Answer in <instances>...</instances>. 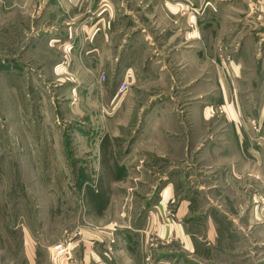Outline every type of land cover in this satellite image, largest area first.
Instances as JSON below:
<instances>
[{
  "label": "rangeland",
  "instance_id": "374dc122",
  "mask_svg": "<svg viewBox=\"0 0 264 264\" xmlns=\"http://www.w3.org/2000/svg\"><path fill=\"white\" fill-rule=\"evenodd\" d=\"M136 1L0 0V264H264V0L171 1L177 15L220 18L202 49L223 87L214 69L170 61L195 21L167 44L152 35L120 73L121 44L155 25ZM149 60L166 78L147 75ZM230 108L254 142L233 183L248 198L232 210L214 197V169L198 212L178 213L203 180L202 148L231 139ZM207 216L224 225L193 253L178 231ZM98 230L88 262L84 232Z\"/></svg>",
  "mask_w": 264,
  "mask_h": 264
},
{
  "label": "crops",
  "instance_id": "0c3cea01",
  "mask_svg": "<svg viewBox=\"0 0 264 264\" xmlns=\"http://www.w3.org/2000/svg\"><path fill=\"white\" fill-rule=\"evenodd\" d=\"M97 0H95L96 2ZM99 2L102 0H98ZM107 3H113L112 0H105ZM116 3H119V5H123L125 0H115ZM171 1L174 0H147L145 1V5H147L150 10H147L145 12L146 17H153V19H150L149 22H151V25L155 24L150 28V31L145 32V29L142 30L139 33L132 34L126 41V43L123 45L121 44L118 52V61H117V69H120V73L123 72L127 67L125 62H127L128 59L132 56L133 52L139 48V47H152L155 44H157L156 40L160 39L157 35L152 39V35L155 33L158 34L162 38V42L164 44L170 43L174 41L177 37L178 34L181 33L180 31L182 29L186 30L187 26L191 22H196L198 24V28L196 25V28L193 29L192 31H188V35H183L181 38V46L183 50H180L175 57L171 56L170 61H177V64L182 63L184 67L187 68H194L195 70L198 71V76L201 77L202 72L206 68L214 69L216 70V74L219 77V82L221 87L225 86V81L221 77V74L219 70H222V68L216 64L212 60V53L208 57L209 62L206 61L204 62L203 54L209 55V52H205L202 49V43L204 45V35L206 37H209V44L213 41L214 37L212 35V28H208L204 33L203 29L206 26H211V25H216V22L220 21V18L218 17H210L209 19H206L207 17H199L196 19H192V15H177L176 13V2H181V1H188L192 5H196L199 0H176L175 3H172ZM141 3L140 0H137L134 2V4H139ZM170 5L173 6V10H171L169 7ZM198 5V4H197ZM155 6H158L160 9L163 11L164 17H155L156 14V9H154ZM176 14V15H175ZM142 17V16H141ZM231 22L235 23L237 20H240L241 17H230ZM237 19V20H235ZM230 21V20H229ZM206 22V23H205ZM139 24V23H138ZM239 28L240 25L238 26ZM148 33V34H147ZM248 38V36H246ZM150 44V45H149ZM204 47L207 48L206 45ZM206 50L209 51V48ZM207 58V59H208ZM175 59V60H174ZM217 60V59H216ZM218 61V60H217ZM105 63H108L105 60ZM169 66V65H168ZM167 66L166 65H161L159 61L157 60H149L145 64V69L147 71V75L152 72V70L155 72L158 71H163V76L166 78V72ZM168 69V68H167ZM160 76V75H159ZM157 77V76H156ZM197 77V76H196ZM195 77V78H196ZM162 79V78H159ZM224 91V89H223ZM224 99L226 102L230 101L229 95L224 93ZM230 106V105H228ZM231 109V108H230ZM195 110V109H194ZM229 110V109H228ZM238 109H231L228 111V117H227V123L230 125V141L228 142H211L210 144L206 145L204 148H202L201 151V160L203 162V172L205 174H200V176L203 177V180L198 181V188L193 190L189 196H187L183 201L179 203V206L177 208L178 213H188V212H193L196 210L198 212L197 204L201 205L202 203L200 202L199 204V199L202 198H208L209 195L208 193L204 196L205 194V188L213 187L209 186L210 182H208L204 177H208V171H212L214 169L218 170V178L213 181V184L215 185L216 189H212L211 192L214 194V197H221L223 201L227 204L228 202L231 205L232 210H236L238 208L243 207V201L244 198H248V196H245V194H239L238 198L236 197V188L239 186H234L233 183L236 182H241L242 179H245L244 177V163L245 161H248V159L252 158L250 155V151H253V145L254 142L249 141V137L247 135L250 134V128L248 127H241L238 123V120L236 119V116L238 113ZM199 130H197L198 132ZM263 133V131H262ZM247 135V136H246ZM262 150V149H261ZM263 152V151H262ZM261 152V153H262ZM263 154V153H262ZM255 161L257 160L258 165L259 162L261 161L260 159H254ZM256 162V164H257ZM263 163V162H262ZM262 165V164H260ZM244 177V178H243ZM246 180V179H245ZM218 183V185H216ZM209 186V187H208ZM229 187L235 189V195L234 193L230 192L227 190ZM227 191V192H226ZM218 196H217V195ZM254 197V196H253ZM233 198L237 202L233 204ZM230 207V206H229ZM209 213V212H208ZM224 224L221 223V221H214L212 217L207 216L206 219H200L198 218L197 220H191L188 221L187 225L183 228L180 227L179 229V236L180 234L182 235L180 239L181 242L184 244V248L191 252L198 253V251L201 248H205L204 243H202L200 238L204 236H210L212 234V237H209L211 239L206 238L207 240H213L216 236V229L218 226H223ZM104 231V230H103ZM102 230L98 232L97 231H87L84 232L85 239L87 240V245L86 249L90 250L87 259L88 262L91 260L92 255L90 254L91 252V247L93 246V243L95 246V251L98 250L97 246L100 245L98 244L99 241H102V238L104 237V234ZM178 234V233H177ZM180 238V237H179ZM93 251L94 256L98 259L100 258L97 252ZM83 260L87 263L86 257L84 256ZM95 260V259H94ZM92 262L97 264V260ZM99 262H101V259H99ZM101 264V263H100Z\"/></svg>",
  "mask_w": 264,
  "mask_h": 264
},
{
  "label": "built area",
  "instance_id": "2783aa9c",
  "mask_svg": "<svg viewBox=\"0 0 264 264\" xmlns=\"http://www.w3.org/2000/svg\"><path fill=\"white\" fill-rule=\"evenodd\" d=\"M122 88H123V86H122V87H120V88H119V90H121ZM56 246H57V245H56Z\"/></svg>",
  "mask_w": 264,
  "mask_h": 264
},
{
  "label": "bare ground",
  "instance_id": "6f19581e",
  "mask_svg": "<svg viewBox=\"0 0 264 264\" xmlns=\"http://www.w3.org/2000/svg\"><path fill=\"white\" fill-rule=\"evenodd\" d=\"M167 189L164 190V192H166Z\"/></svg>",
  "mask_w": 264,
  "mask_h": 264
}]
</instances>
